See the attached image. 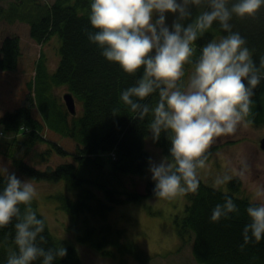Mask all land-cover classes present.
Instances as JSON below:
<instances>
[{
	"label": "trees",
	"instance_id": "trees-1",
	"mask_svg": "<svg viewBox=\"0 0 264 264\" xmlns=\"http://www.w3.org/2000/svg\"><path fill=\"white\" fill-rule=\"evenodd\" d=\"M3 1L0 0V70L16 67L19 60L20 39L7 27L11 18L29 20L31 34L38 42H45L55 34L60 40V61L55 71L47 72L42 59L37 63L42 73L39 82L44 85V91H48L52 83L68 87L81 105V114L73 118L52 98L49 103L41 94L38 106L44 119L59 134L71 137L77 143L76 151L71 154L72 162H63L56 167L49 165L46 169L30 165L23 154L28 153V147L46 141L39 134L42 125L33 116V102L29 101V104L0 117V126L5 133L18 132L22 127L32 129L28 134L30 143L7 148L13 172L18 178L26 176L34 181L64 183V191L52 197L58 207L70 216L79 243L98 250L102 256L117 259L119 264H151L155 254L142 248L131 237L128 226L122 222L124 219L120 218L124 213L112 218L117 206L154 195L151 178L146 181L144 194L140 193L136 180V176L145 175L149 166L150 155L145 149V138L151 136L149 123L152 114L150 112L140 119L120 100L121 92L136 84L143 75V69L135 74L126 73L118 63L110 62L102 55L103 50L98 44L89 41L87 33L97 31L89 20L91 0H53L46 13L39 12L34 0L13 2L12 6L9 5L10 10L2 5ZM32 6L37 9L27 11ZM231 23L233 31H238L245 38L252 59L259 65L260 57L264 56V8L255 18L241 20L233 17ZM212 28L227 35L218 22ZM214 35L209 29L194 43V54L184 69L195 67L201 47ZM158 100V94H153L143 103L154 107ZM251 100L248 116L254 117L253 123H264V79L254 90ZM25 134L27 132L19 137ZM154 142L163 149L165 156L170 155L171 145L165 134ZM49 144L54 145L51 141ZM55 149L60 153V148ZM92 166H102L103 170L98 173ZM5 186L6 175L0 172V191ZM225 197L233 199L239 209L238 214L211 222L213 208L224 203ZM189 199L191 203H186V210L175 216L181 240L176 251L191 242L198 264H264V239L260 242L253 240L244 251L240 250L243 228L250 222L246 209L258 202L243 193L239 177H230L225 188L210 186L200 180L195 196ZM20 207L23 212L24 206ZM32 208L38 218L45 219L43 235L47 243L42 246L47 249L63 245L67 249V255L57 258L53 264H85L79 249L70 239H61L52 232L47 219L39 211L36 199ZM15 223L13 220L12 224L0 229V264H7L9 249H16ZM34 264H42V258Z\"/></svg>",
	"mask_w": 264,
	"mask_h": 264
},
{
	"label": "clouds",
	"instance_id": "clouds-1",
	"mask_svg": "<svg viewBox=\"0 0 264 264\" xmlns=\"http://www.w3.org/2000/svg\"><path fill=\"white\" fill-rule=\"evenodd\" d=\"M262 8L264 0H91L89 20L97 31L87 33L89 41L126 73L143 69L136 84L121 92L120 100L140 119L151 112L152 139L159 141L165 134L171 145L169 156L158 162L149 158L156 197L173 199L196 192L198 169L205 168L214 138L235 133L249 115L251 97L264 79V56L257 65L231 21L255 18ZM193 9L199 10L194 17ZM168 14L174 17L171 25ZM216 22L227 35L201 47L187 86L182 87L179 82L194 54V43ZM153 94L159 96L154 107L143 103ZM228 179L217 177L214 184L218 187ZM37 196L30 180L7 173L0 191V229L16 221V249H9L7 264H34L41 258L42 264H53L67 255L63 245L42 246L47 243L46 223L32 208ZM246 211L250 222L243 228L241 251L251 241L264 239V203L250 204ZM238 212L233 199L225 197L213 208L210 220L219 222Z\"/></svg>",
	"mask_w": 264,
	"mask_h": 264
},
{
	"label": "rangeland",
	"instance_id": "rangeland-1",
	"mask_svg": "<svg viewBox=\"0 0 264 264\" xmlns=\"http://www.w3.org/2000/svg\"><path fill=\"white\" fill-rule=\"evenodd\" d=\"M18 1L4 0L2 5L10 10L9 5L12 6L13 2ZM34 1L39 12L46 13L53 0ZM36 9V6H32L27 11ZM198 11L193 9V17ZM173 19V15L168 14L167 23L171 25ZM7 27L20 39V55L16 67L0 70V117L32 101L33 116L42 125L39 134L46 141L37 142L36 145L28 147V153H23L26 155L25 159L29 161L30 165L40 169H46L49 165L56 167L63 162H72L74 158L71 154L76 151V141L71 137L59 134L56 129L51 127L44 119L38 106L42 94L49 103L52 98L51 100L57 105L65 108L70 117L74 118L81 114V105L68 87L52 83L50 89L44 91V85L39 82L42 73L39 72L37 63L41 59L44 60L46 71L53 73L60 61V40L55 34L45 42H38L31 34L29 20H15V17H12ZM210 30L215 34L211 40L218 42L225 36L214 28H210ZM189 68L184 69L185 75L179 82L183 84L182 87L187 86L188 79L194 71V67L190 66ZM68 92L76 99V114H73L67 107L64 95ZM253 119V116H247L235 133L214 138L207 150L206 166L203 169H198V177L203 183L216 186L214 181L217 177L237 176L243 183V193L252 201L264 203V195H257L258 192H264V150L259 144L260 139L264 138V123H253ZM3 129L0 126V172L7 175L14 171L7 148L17 147L20 144L25 145L24 142L30 143L28 134L32 129L22 127L14 133H5ZM25 132L27 134L19 137L21 133ZM49 141L54 145H50ZM50 146L52 147L50 148ZM55 148H60V153ZM145 149L150 158L157 162L165 156L163 149L154 142L152 136L145 138ZM36 152H38L37 155ZM94 168L98 173L103 170L102 166ZM3 169H7V173ZM149 178H151L149 166L144 176H136L141 194L146 193V181ZM20 179L30 180L34 184L38 192L35 199L39 211L47 219L52 232L61 239H70L79 249L85 264H119L117 259L102 256L98 250L77 241V232L72 227L73 222L70 216L58 207V203L52 197L54 194L64 191L63 182L34 181L26 176H21ZM225 185L226 183L220 186L225 188ZM192 196H195V192L185 193L173 199L149 196L138 200V202L117 206L112 218L115 219L124 213L120 218L124 219L122 222L128 226L131 237L142 248L155 254L151 264H198L192 253L191 242H187L181 250L176 251L181 240L175 225V216L186 210L185 205L191 203L189 198ZM125 214L128 215V220H126ZM122 222L120 220L119 223L122 224Z\"/></svg>",
	"mask_w": 264,
	"mask_h": 264
},
{
	"label": "water",
	"instance_id": "water-1",
	"mask_svg": "<svg viewBox=\"0 0 264 264\" xmlns=\"http://www.w3.org/2000/svg\"><path fill=\"white\" fill-rule=\"evenodd\" d=\"M66 104L68 109L73 113L76 114V99L74 98V96L71 93H66L64 95ZM260 147L264 150V138L260 139Z\"/></svg>",
	"mask_w": 264,
	"mask_h": 264
}]
</instances>
